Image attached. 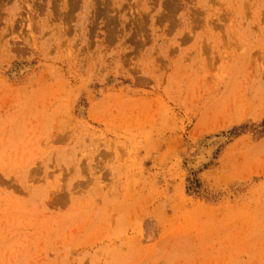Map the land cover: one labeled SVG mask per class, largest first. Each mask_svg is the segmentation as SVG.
I'll list each match as a JSON object with an SVG mask.
<instances>
[{"label":"rangeland","instance_id":"1","mask_svg":"<svg viewBox=\"0 0 264 264\" xmlns=\"http://www.w3.org/2000/svg\"><path fill=\"white\" fill-rule=\"evenodd\" d=\"M0 264H264V0H0Z\"/></svg>","mask_w":264,"mask_h":264},{"label":"bare ground","instance_id":"2","mask_svg":"<svg viewBox=\"0 0 264 264\" xmlns=\"http://www.w3.org/2000/svg\"><path fill=\"white\" fill-rule=\"evenodd\" d=\"M206 150V149H205ZM206 152V151H205Z\"/></svg>","mask_w":264,"mask_h":264}]
</instances>
